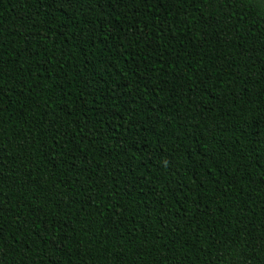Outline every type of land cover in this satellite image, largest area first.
<instances>
[{"label":"trees","instance_id":"16d2710c","mask_svg":"<svg viewBox=\"0 0 264 264\" xmlns=\"http://www.w3.org/2000/svg\"><path fill=\"white\" fill-rule=\"evenodd\" d=\"M0 264H264V0H0Z\"/></svg>","mask_w":264,"mask_h":264}]
</instances>
